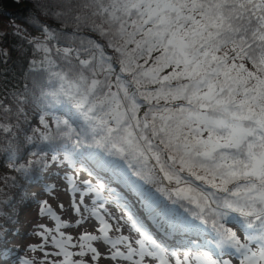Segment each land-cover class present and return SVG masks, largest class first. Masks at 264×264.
Instances as JSON below:
<instances>
[{
    "label": "snow or ice",
    "instance_id": "6c2138e0",
    "mask_svg": "<svg viewBox=\"0 0 264 264\" xmlns=\"http://www.w3.org/2000/svg\"><path fill=\"white\" fill-rule=\"evenodd\" d=\"M30 2L35 35L0 31V264H264V0ZM30 204L54 227L22 234Z\"/></svg>",
    "mask_w": 264,
    "mask_h": 264
},
{
    "label": "trees",
    "instance_id": "16d2710c",
    "mask_svg": "<svg viewBox=\"0 0 264 264\" xmlns=\"http://www.w3.org/2000/svg\"><path fill=\"white\" fill-rule=\"evenodd\" d=\"M32 7V4L30 0H0V31H7L9 35L5 37V43L4 47H10L12 44H17L19 43V40L17 37H14L11 35L12 33V28L9 27L11 23H15L16 25H20L22 27H27L29 31H31L34 35L36 34L34 29H32L28 24L25 23V17L28 16V9ZM10 60L8 62L7 66H0V67H10L17 73H19L20 69L17 67V60H18V55L14 50L10 49ZM27 191L29 195L33 192H38L40 191L39 187L37 185H27ZM15 190H13L14 192ZM45 197L41 196L38 197L37 199H44ZM50 203L53 204L52 200L50 199ZM36 210L37 213V206L35 204H30L29 206L22 207L21 209V214L19 216V223L15 225V227H18L20 229V232L23 234L24 229L23 225L25 224L26 220V212L27 210L30 209ZM23 223V224H22ZM27 226V224H25ZM12 227V225H9ZM14 239L12 238L11 242L9 243L10 248H15L14 247Z\"/></svg>",
    "mask_w": 264,
    "mask_h": 264
},
{
    "label": "rangeland",
    "instance_id": "374dc122",
    "mask_svg": "<svg viewBox=\"0 0 264 264\" xmlns=\"http://www.w3.org/2000/svg\"><path fill=\"white\" fill-rule=\"evenodd\" d=\"M60 199L66 201V197L63 196V195H61ZM52 202H53V206L55 207V205L57 204V201L56 200H52ZM26 216L27 217H26V220H25L24 223L27 224V226L25 224L23 225L24 232L29 231L30 230V225L32 223H36V222H43V223L47 222L46 224H48L50 226L49 220H47V219H45L43 221H38L37 213H36L35 208L34 209L31 208L30 210H27ZM79 231L80 230H77V229L73 228V229L68 230V232L66 234H71V235H73L75 237V236L79 235ZM34 240H35L34 237H28V238H26L24 240H22L20 237H16V240L14 239V243L13 244H14V247H15L18 244L27 243L29 241H34Z\"/></svg>",
    "mask_w": 264,
    "mask_h": 264
}]
</instances>
